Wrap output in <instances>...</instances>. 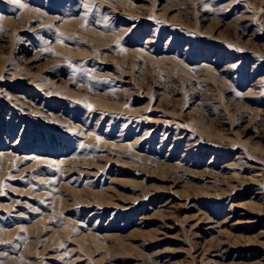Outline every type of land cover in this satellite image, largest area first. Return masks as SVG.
Instances as JSON below:
<instances>
[{"label": "rangeland", "instance_id": "rangeland-1", "mask_svg": "<svg viewBox=\"0 0 264 264\" xmlns=\"http://www.w3.org/2000/svg\"><path fill=\"white\" fill-rule=\"evenodd\" d=\"M0 264H264V0H0Z\"/></svg>", "mask_w": 264, "mask_h": 264}]
</instances>
